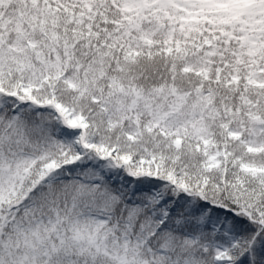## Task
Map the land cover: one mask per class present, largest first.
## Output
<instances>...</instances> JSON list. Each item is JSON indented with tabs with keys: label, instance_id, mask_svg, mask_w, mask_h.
Here are the masks:
<instances>
[{
	"label": "snow or ice",
	"instance_id": "snow-or-ice-1",
	"mask_svg": "<svg viewBox=\"0 0 264 264\" xmlns=\"http://www.w3.org/2000/svg\"><path fill=\"white\" fill-rule=\"evenodd\" d=\"M0 264H264V0H0Z\"/></svg>",
	"mask_w": 264,
	"mask_h": 264
}]
</instances>
